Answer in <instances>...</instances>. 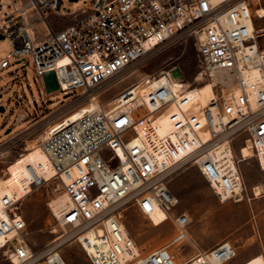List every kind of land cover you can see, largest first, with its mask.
I'll use <instances>...</instances> for the list:
<instances>
[{"label":"built area","instance_id":"2783aa9c","mask_svg":"<svg viewBox=\"0 0 264 264\" xmlns=\"http://www.w3.org/2000/svg\"><path fill=\"white\" fill-rule=\"evenodd\" d=\"M64 1L0 0V33L14 46L0 58V73L14 55L30 57L43 98L50 95L43 72L50 69L60 83L55 92L92 94L133 63L195 34L202 63L196 79L211 81L216 94L199 106L200 99L185 91L192 84L174 90L169 68L128 85L111 107L98 102L93 112L56 131L51 127L59 119L47 124L42 145L54 173L46 179L29 165V192L19 195L0 187V255L9 264H34L41 258L29 242L21 205L32 191L57 180L69 201L59 212L49 205L64 232L42 255L46 264H68L59 247L69 241L78 242L92 264H219L231 257L237 247L225 239L179 260L173 246L181 249L190 241L193 220L177 209L170 176L184 165L196 166L222 202L240 201L245 189L240 166L217 155L216 148L231 146L239 164L236 149L247 144L264 169V27L256 26L251 1L88 0L72 13L63 9ZM30 11L43 17L45 38L33 29ZM50 14L75 20L56 30ZM162 74L166 80L153 86ZM50 112L42 114L55 115ZM162 117L168 119L165 131L156 124ZM20 141L16 134L0 144V156L22 150ZM127 203L155 225L152 215L162 210L161 224L170 222L173 235L166 244L125 260L134 243L123 219Z\"/></svg>","mask_w":264,"mask_h":264},{"label":"rangeland","instance_id":"374dc122","mask_svg":"<svg viewBox=\"0 0 264 264\" xmlns=\"http://www.w3.org/2000/svg\"><path fill=\"white\" fill-rule=\"evenodd\" d=\"M86 1L88 0H65L62 7L65 11L72 13ZM250 1L254 11L264 7V0ZM254 17L256 26L264 27V17L256 13ZM74 20L75 16L72 15L50 14L48 16V21L56 30L72 24ZM29 21L38 38H45L47 28L43 17L36 11H30ZM260 41L264 44V36ZM13 49L14 46L8 38L0 40V58L8 56ZM176 65L180 66L185 74L184 82L192 84L187 89V93L201 84L196 79L202 63L195 34L184 35L162 49L152 52L146 58L133 63L92 94L94 96L98 94L97 101L102 106L111 107L114 96L128 85L147 74L158 75ZM18 98L23 100V104H17ZM90 100L91 94L75 95V93L63 91L43 98L31 58L22 60L14 55L10 59L9 67L0 73V106L4 107L0 110V144L18 134L21 138L18 147L22 150H15L8 156H0V180L8 176L6 169L20 156L19 152H25L26 148L35 144H42L47 134V124L58 119L55 125L60 123L65 117H70L75 110L87 105ZM23 109L27 110L28 116L18 122L17 119ZM48 110L55 115L42 114ZM8 129L11 130L7 132ZM5 147L6 145H3L1 149ZM236 153L241 159L242 155L240 156L238 148ZM242 160L239 166L244 176L245 189L244 197L240 201L222 202L196 166L184 165L170 176V186L179 197L177 209L186 210L193 220L190 227V241L182 245L181 249L173 246L180 261L190 258L200 250H207L225 239L230 240L237 247V256L229 264H238L244 260L240 263L242 264L255 256L264 255V169L260 167L258 160L251 156V153L247 159ZM257 184L263 187V192L259 196L253 193V187ZM61 193L62 187L59 181L53 180L32 191L22 201L21 210L27 221L29 242L36 255L41 257L34 264H46L42 255L49 247L59 243V240L55 241V238L64 232L49 206V202ZM122 212L127 228L142 252L166 244L173 235L170 222L161 224L163 219L161 211H156L152 215L157 225L132 203H127ZM59 250L68 264H92L76 241L62 243ZM0 264H9L2 255H0Z\"/></svg>","mask_w":264,"mask_h":264},{"label":"bare ground","instance_id":"6f19581e","mask_svg":"<svg viewBox=\"0 0 264 264\" xmlns=\"http://www.w3.org/2000/svg\"><path fill=\"white\" fill-rule=\"evenodd\" d=\"M255 13H256V15H258L260 17H264V7L257 8ZM252 27L255 29L254 23H253ZM261 31H264V29ZM165 80H166V77H164V75L162 74V75H160V79H158V78L155 79L153 86H157ZM140 83H141L140 80L134 82L135 85L140 84ZM172 85H173L174 90L176 92H179L184 88V86L188 85V83H185L184 81H179V80L173 79ZM213 85L214 84L211 81L200 84V85L196 86L195 88H193L192 90H189L188 94L192 97L199 98L200 99L199 106H202V105L206 104L207 102H209L210 99L215 97L216 93H215ZM187 89L185 90L186 93H187ZM119 96H121L119 93L116 94L114 96V98L111 100V102L113 104H115L117 97H119ZM97 97H98L97 93H96V96H94V94H91V100L89 102H87L88 103L87 105H84V106L78 108L77 110H75L71 114L70 117H65V119L62 120L60 124L59 123L56 125L53 124L51 127L52 131H56V129L61 124L67 123V121H76V120L80 119L81 117H83L85 115V113L93 112L97 107V103H98ZM156 124H158L160 126V128L162 129L161 131H165V129H167L169 127L167 117L160 118ZM215 153L217 155L227 157L228 159H230L233 162V165L236 168H238L239 164L235 160V152L231 146L225 145V144H220L216 148ZM240 153H241L240 156L242 155L240 161H243L242 159H247L249 157L250 153L252 156V151L247 144L242 145V147L240 149ZM29 165H32L33 167H35L36 171L42 177H45L46 179H49L51 177V175H53V173H54V167H53L52 162L50 161V158H49L48 154L46 153L43 145L42 144H35V145L31 146L30 148H27L26 151L21 156L17 157L15 161H13L12 163H10L8 165V167L6 169V173L8 174V176L5 178L2 177V180H0V187H5L7 189L14 190L19 195H24L25 192H29L31 190V185H30L31 176H30ZM214 187L218 190L217 184H215ZM262 192H263V187L261 185L257 184L253 187L254 195L259 196L262 194ZM68 201H69L68 195L65 193H61L57 197L53 198L49 202V205L55 211L59 212V211L65 209L67 207ZM157 211H161L163 213V211L160 209H158ZM163 217H164V213H163ZM162 221H163V219H162ZM126 232L129 236L132 237V235L130 234L127 227H126ZM133 242H134L133 245L126 250V252L123 256V259L127 260V259H130V258L142 253L141 247L135 241V239ZM236 256H237V251L235 250L234 254L231 257L220 262L219 264H226V263L230 262L231 260H233ZM242 264H264V255L261 254V255L255 256V257L247 260L246 262H244Z\"/></svg>","mask_w":264,"mask_h":264},{"label":"water","instance_id":"95a60500","mask_svg":"<svg viewBox=\"0 0 264 264\" xmlns=\"http://www.w3.org/2000/svg\"><path fill=\"white\" fill-rule=\"evenodd\" d=\"M77 1V0H74ZM4 39V35L0 33V40ZM169 75L172 77V79L179 80V81H185L186 77L182 70V68L178 65L173 66L169 69ZM43 80L45 83V87L48 93L55 92L60 89V83L57 77V73L54 69H50L43 72ZM4 107L0 106V110H3ZM25 117V113L22 112L20 116L18 117L17 121H21ZM11 129H8L7 132H9Z\"/></svg>","mask_w":264,"mask_h":264},{"label":"crops","instance_id":"0c3cea01","mask_svg":"<svg viewBox=\"0 0 264 264\" xmlns=\"http://www.w3.org/2000/svg\"><path fill=\"white\" fill-rule=\"evenodd\" d=\"M219 242H220V241H219ZM217 243H218V242H217ZM217 243H216V244H217ZM216 244H214V245H216ZM214 245H213V246H214ZM213 246H211V247H213ZM211 247H210V248H211ZM210 248H209V249H210ZM247 259H248V258H247ZM245 260H246V259H245ZM232 261H233V260H231L230 262H232ZM243 261H244V260H242L241 262H243ZM230 262H228V263H226V264H229ZM241 262H239L238 264H240Z\"/></svg>","mask_w":264,"mask_h":264}]
</instances>
